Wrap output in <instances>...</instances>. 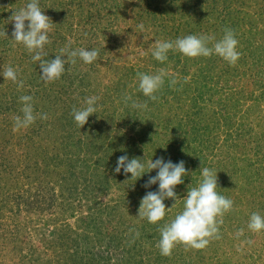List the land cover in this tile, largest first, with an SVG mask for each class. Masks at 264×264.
I'll list each match as a JSON object with an SVG mask.
<instances>
[{"label":"rangeland","instance_id":"obj_1","mask_svg":"<svg viewBox=\"0 0 264 264\" xmlns=\"http://www.w3.org/2000/svg\"><path fill=\"white\" fill-rule=\"evenodd\" d=\"M44 3L57 13L50 17ZM261 3L153 0L148 15H140L135 0L116 11L114 0H39L52 21L42 59H54L61 48L98 51L93 63L76 57V63L65 64L60 79L46 84L39 62L10 40L11 17L26 0H0V71L11 66L17 72L16 83L0 76V264H264V231L247 227L251 213L264 216V192L258 189L264 183ZM226 28L238 40L240 57L234 65L216 55L188 58L171 50L164 62L152 58L156 40L187 35L218 40ZM138 72L164 73L156 100L138 91ZM173 79L176 84L170 86ZM81 91L99 99L97 111L80 129L72 111L84 106ZM22 95H31L34 113L47 119L37 116L28 128L14 131V118L22 115ZM126 95L131 97L127 105ZM133 101L147 108L133 109ZM196 105L202 111L198 115L192 111ZM191 113L195 122L188 121ZM192 152L200 159L197 166H185L177 197L183 199L197 183L200 168L209 167L221 179L217 191L241 202L233 201L218 217V238L206 247L177 244L164 256L156 232L182 210L183 201L166 210L156 225L138 219L140 200L156 189H143L138 180L126 181L131 174L113 169L117 157L125 154L173 163L186 155L190 163ZM94 160L100 162L97 169ZM103 165L107 179L98 176ZM251 171L259 178L247 183ZM249 192L258 194L252 198ZM173 203L164 201L166 208ZM5 232L13 243L4 241Z\"/></svg>","mask_w":264,"mask_h":264},{"label":"clouds","instance_id":"obj_2","mask_svg":"<svg viewBox=\"0 0 264 264\" xmlns=\"http://www.w3.org/2000/svg\"><path fill=\"white\" fill-rule=\"evenodd\" d=\"M11 20L13 21V31L10 40L13 45L20 44L27 52L31 53L33 62H39L40 79L46 84L60 79L66 70L65 64L69 61L72 64L76 63V57H79L85 64H91L97 60L98 51L96 49L86 50L84 48L75 50L61 48L60 54L55 55L54 59H42L45 54L44 47L50 42L48 34L51 28V20L43 14L39 0H29L24 7L13 12ZM4 35L7 36L6 33ZM210 42H212L211 47L209 46ZM237 46L238 40L235 38L234 32L230 28H226L218 40H215L211 35H187L175 40H156L150 51L152 58L158 62L166 61L171 50L188 58L216 55L228 64L234 65L240 57ZM63 57L66 59H62ZM136 75L138 91L144 97L156 100V93L165 83L164 73L138 72ZM0 76L4 80L17 82V72L11 66L0 71ZM169 83L170 86L175 85L176 80L173 79ZM98 99L96 96L86 97L83 107L73 109V120L80 129L88 122V118L97 111ZM130 100V96L124 97L126 105ZM19 101L22 104L20 110L22 115H17L14 118V131L28 128L35 122L37 116L40 119H47V115L44 113H34L31 95H22L19 97ZM131 108L144 110L147 108V104H138L133 101ZM152 170H157L156 175L150 176L144 187L149 188L152 185H157L158 188L156 191H147L142 197L137 218L146 219L150 224H157L164 219L166 210H171L178 200L183 201L182 210L159 228L160 239L157 246L161 255H170L177 244L197 250L203 249L211 238H218V217L229 211L233 202L218 193L217 172L209 167L200 168V177L196 185L188 187L186 196L179 199L175 188L184 183L183 177L187 174L183 160L173 163L171 159L165 160L163 157L156 160L138 157L130 159L125 154L117 157L113 169L114 173L117 174L121 171L126 176L131 174L126 181H137ZM166 199L174 201L169 208L165 207L164 201ZM247 227L255 233L264 231V216L257 212L251 213ZM138 235L139 233H135V236Z\"/></svg>","mask_w":264,"mask_h":264},{"label":"trees","instance_id":"obj_3","mask_svg":"<svg viewBox=\"0 0 264 264\" xmlns=\"http://www.w3.org/2000/svg\"><path fill=\"white\" fill-rule=\"evenodd\" d=\"M133 0H114V4H113V8H115V11H116V9L117 8H120L121 10H123V4H124V2H132ZM135 1H137V9H138V11L139 12H137V13H140V15H143L145 12L147 13V15H148V10H147V8L151 5V3L153 2V0H135ZM200 1L201 0H194V3H196V4H198V3H200ZM203 1H205V0H203ZM29 2V0H26V3H28ZM263 3V2H262ZM261 3V4H262ZM133 4V3H132ZM263 5V4H262ZM47 5H46V3H44L43 4V7L45 8V10H47V12L49 13V16L51 17V16H54V14L55 13H57V10L56 9H54V8H52V7H46ZM135 6V5H134ZM264 6V5H263ZM63 8V6H61V9ZM146 15V14H145ZM146 15V16H147ZM1 17V16H0ZM116 17L117 18H119V15H117L116 14ZM141 17V16H140ZM3 41H5V38H4V40ZM0 84H1V78H0ZM118 85V84H117ZM85 93V94H84ZM80 94L84 97V98H86V95H87V93H86V91L84 92V91H81L80 92ZM103 105V104H102ZM195 106V105H194ZM197 107H196V110H192V111H194V113H195V115L197 114H199L200 112H202L201 111V108L198 106V105H196ZM107 109V108H106ZM106 109H104L103 110V113L102 114H104L105 112H106ZM194 113H191L189 116H188V121H191V122H195V120L196 119H193V118H190L191 117V115H193ZM197 122H198V120H197ZM196 122V123H197ZM117 125V124H116ZM114 126V125H113ZM197 132H200V127L199 128H196L195 129ZM196 150V149H195ZM200 151H198V153H199ZM211 155V154H210ZM209 155V156H210ZM105 156V158H106V156L107 155H104ZM93 158H94V156H93ZM183 158V161L185 162V166H188L189 164H192L193 162H194V166H197L196 165V161H198L200 158L198 157V155L196 154V152H192V155H191V158H190V163H188V160H187V158H186V155H182L179 159H182ZM109 160V159H108ZM83 162L84 163H86V162H88L87 160H83ZM100 163V162H99ZM99 163H97V162H95V160L94 161H92V166L93 167H96L95 169H97L98 168V166L100 167V164ZM106 163H109L108 161H106ZM91 164V163H90ZM99 164V165H98ZM249 165H251L252 164V162H249L248 163ZM103 167H104V171H102L98 176H102L104 179H107V177L105 176V172H106V165H103ZM94 169V170H95ZM196 169V168H195ZM94 170H92V171H94ZM146 171H147V169H146ZM95 172V171H94ZM251 172H253V171H251ZM259 172V171H258ZM255 172H253V173H250V177H247V183H253V181L254 180H258V174L257 175H255L254 174ZM156 175V171L155 170H152L150 173H147V174H145L144 176H142L140 179H138V181H140L139 182V184H141V186L143 187V189L145 188L144 187V184H146V182H147V180L149 179V177L150 176H155ZM130 176V175H129ZM101 177V178H102ZM120 180H121V178H119ZM119 179H118V182H121V181H119ZM221 181V179H218L217 180V187L219 188L220 187V182ZM142 182H144V183H142ZM224 183V182H223ZM225 183H227V182H225ZM194 185H196V183H194L192 186H194ZM260 185H262V186H260L258 189L261 191V192H264V183H262V184H260ZM153 189H156L157 190V186L155 187V185H152L151 186ZM218 188H217V190H218ZM149 189V188H148ZM249 190L250 189H252L251 187H249L248 188ZM254 190H255V188H254ZM256 190H257V188H256ZM254 192V191H253ZM218 193L219 194H222V191L220 190V191H218ZM249 194H250V196H252V198H253V196H255V195H257L258 193H250L249 192ZM262 194V193H261ZM231 200H232V202L234 201L235 203L236 202H241L240 201V199L238 200L237 199V197H232V198H230ZM252 203V202H251ZM263 203V202H262ZM261 203V204H262ZM253 204V203H252ZM261 208H262V210H263V214H264V205L262 204L261 205ZM152 225H156V224H152ZM160 225V224H159ZM5 233H9V234H5V240L4 241H6V243L7 244H11V243H13L12 242V237H10L9 238V235L11 234L10 232H5ZM156 235H157V237H158V239H160V232H156ZM99 258V260H100V257H98ZM97 264H101L100 263V261L97 263Z\"/></svg>","mask_w":264,"mask_h":264}]
</instances>
